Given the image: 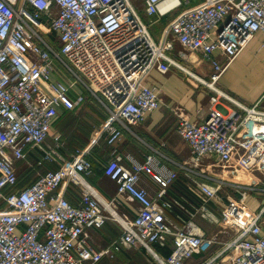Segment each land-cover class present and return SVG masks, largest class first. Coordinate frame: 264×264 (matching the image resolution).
<instances>
[{"label": "built area", "instance_id": "built-area-1", "mask_svg": "<svg viewBox=\"0 0 264 264\" xmlns=\"http://www.w3.org/2000/svg\"><path fill=\"white\" fill-rule=\"evenodd\" d=\"M139 7L151 19L172 15L157 40ZM256 34L264 36V0H0V264H99L139 247L154 264H186L195 253L197 264H264V198L257 209L243 202L264 193V110L222 94L236 107L228 108L214 86ZM173 51L187 61L201 54L210 72L196 79L216 92L202 120L176 112L189 147L177 170L154 149L141 161L116 150L122 129L161 105L150 74L171 66L188 73ZM87 95L107 118L91 144L66 158L59 136H49L52 122ZM99 140L110 148L103 174L116 186L111 199L87 181ZM31 150L41 154L38 166L57 167L17 188V164ZM178 171L195 200L168 193ZM60 185L75 190L77 205L54 193ZM123 197L138 203L133 217L121 213ZM107 221L120 235L96 249L89 229ZM166 236L172 250L163 256L152 245Z\"/></svg>", "mask_w": 264, "mask_h": 264}, {"label": "crops", "instance_id": "crops-1", "mask_svg": "<svg viewBox=\"0 0 264 264\" xmlns=\"http://www.w3.org/2000/svg\"><path fill=\"white\" fill-rule=\"evenodd\" d=\"M142 17L145 20L143 15ZM170 55L176 58L181 66L185 67L188 75L186 76L185 73L174 66H171L166 74H160L156 71L150 74L148 82L157 85L160 89L161 105L159 109L148 114L143 123L130 126L129 129L123 128L122 137L116 146V150L141 161L145 154L152 153L154 149L161 153L162 156L159 158L162 163H165L171 169L177 170V163L184 162L189 157V147L180 135V124L176 112L187 115L192 121H200L207 115L210 108H213L209 98L215 95L216 92L196 79L198 77L208 80L210 72L209 62L203 61L201 54L189 56L190 61L178 56V51H173ZM214 86L220 92L217 101L228 108L235 107L232 101L244 106H252L259 101L258 108L264 110L263 35H255L247 47L230 62ZM222 94H226L232 101L222 98ZM87 96L88 100L86 99V101L88 103L85 101L86 103H83L80 107L60 112L52 122L49 136L57 134L60 141H66V146L63 144L59 148V152L66 158L73 153L75 144L82 148L91 144L95 140V128L100 127L107 118L98 102L90 95ZM93 102L97 104V109L92 108L91 103L93 104ZM81 121H88L89 124L82 125ZM75 129L77 130L74 135L66 137L68 133L73 132ZM76 134H80V137ZM68 138L72 139L70 143L73 146L69 145ZM50 144H53L52 140ZM109 152L110 148L103 140H99L94 144L91 152L93 171L87 176V181L103 199H111L116 194L115 183L103 174V165ZM40 157L41 154L37 150H31L26 155L25 161L18 162L17 188L26 187L33 183L38 174L44 172L45 167L49 169L57 167L51 163H45V167L38 166L36 160ZM143 184L150 191L155 190V184L149 179H144ZM194 190L190 181L183 176L181 171H178V178L169 187L168 193L171 196H185L189 200H195ZM54 193H62L68 202L74 206L79 202L75 190L71 187L63 189V185H60ZM263 198L264 193L253 192L243 202L249 208L257 209ZM121 201L123 203L121 213L133 217L138 203L130 197H123ZM202 226L206 227L205 225ZM89 234L93 246L96 249H101L118 238L120 229L114 222L107 221L100 228L89 229ZM155 244L152 245L154 249ZM132 253L145 259L144 262H148L146 257H142L144 254L147 255L144 248L139 247L135 249L122 248L112 260L103 259L99 264H111L117 258L130 257ZM198 258L188 260L186 264H197Z\"/></svg>", "mask_w": 264, "mask_h": 264}, {"label": "rangeland", "instance_id": "rangeland-1", "mask_svg": "<svg viewBox=\"0 0 264 264\" xmlns=\"http://www.w3.org/2000/svg\"><path fill=\"white\" fill-rule=\"evenodd\" d=\"M140 9V12L142 13V15L145 17V20L146 22L149 21V17H147L145 14H143V11L141 9V7H139ZM172 15L169 14V15H166L164 17H162L161 19H151L150 22H151V26H150V31H151V35L152 37L157 40L160 36V31H161V28H163V25L166 24L170 19H171ZM143 18V17H142ZM182 73H185L186 76L188 75L186 72L184 71H181ZM184 74V75H185ZM88 103V102H87ZM99 104V103H98ZM92 105V108L94 109H97V104L95 102H93V104L91 103ZM100 106V104H99ZM101 107V106H100ZM90 110V109H89ZM102 111H104L102 108H101ZM83 120V119H82ZM81 124L82 125H88V121H84L82 122L81 121ZM77 129H75L73 132H70L66 135V137L68 135H74L75 132H76ZM78 135V137H80V134H76ZM69 139V145L70 146H73L70 142H72V139L71 138H68ZM52 140L51 137H49V140L47 139V143L50 144V141ZM65 146H66V141L65 142H62ZM51 145V144H50ZM77 145V144H75ZM69 156V155H68ZM18 173V171H17ZM142 257H146L148 260V262H144L145 259L141 258L139 255H133V253L131 254L130 257L126 258V257H120V258H117L115 261H113L111 264H154L152 258L148 255H145L142 256ZM199 257V254L198 253H195L194 254V258H198Z\"/></svg>", "mask_w": 264, "mask_h": 264}, {"label": "trees", "instance_id": "trees-1", "mask_svg": "<svg viewBox=\"0 0 264 264\" xmlns=\"http://www.w3.org/2000/svg\"><path fill=\"white\" fill-rule=\"evenodd\" d=\"M87 100H88V98H87ZM87 102V101H86ZM85 102V103H86ZM97 126V125H96ZM74 147V151H73V153L76 151V150H78V149H81L82 147H79V145H76V146H73ZM72 154V153H71ZM70 155V154H69ZM5 191H6V189H5ZM10 190H8V192H9ZM164 241H165V244H164V246H159L158 244H155V249L157 250V251H159L161 254H163V255H168L170 252H171V250H172V245H171V238H169L168 236H166V237H164Z\"/></svg>", "mask_w": 264, "mask_h": 264}, {"label": "bare ground", "instance_id": "bare-ground-1", "mask_svg": "<svg viewBox=\"0 0 264 264\" xmlns=\"http://www.w3.org/2000/svg\"><path fill=\"white\" fill-rule=\"evenodd\" d=\"M143 11V10H142ZM141 13V12H140ZM142 14V13H141ZM144 14V13H143Z\"/></svg>", "mask_w": 264, "mask_h": 264}]
</instances>
